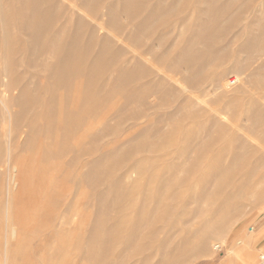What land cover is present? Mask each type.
<instances>
[{"label": "rangeland", "instance_id": "rangeland-1", "mask_svg": "<svg viewBox=\"0 0 264 264\" xmlns=\"http://www.w3.org/2000/svg\"><path fill=\"white\" fill-rule=\"evenodd\" d=\"M7 1L10 0H0V4ZM53 1L60 8L59 17L50 25L55 32L64 20H70L72 28L77 25H80L81 29L95 26L96 45L99 47L104 37L110 38L119 59L117 58L116 68L113 66L112 70L111 67L108 68V72L103 75L104 88L100 89L96 85L99 79L96 69L95 72H91L87 67L65 76V79L71 82L70 86L66 87L47 74L46 67L53 58L44 56L43 52L47 48H43L39 40L33 39L29 40L30 42L24 40L25 44L27 43L24 45L21 32L11 26L4 28L0 26V36L12 34V37L13 35L18 37L13 50L10 49L4 55L0 54V65L8 63L7 65L11 67L12 62L15 64L19 62L16 66L20 73L15 70L17 69L15 65L13 70L23 80L19 82L23 84L18 83L13 90L6 92V104L5 101L4 104L0 102V264H164L168 257L173 255L174 249L183 246L182 238L178 236L182 229L189 233L193 232L188 235V240L191 241L187 240V244L190 246L196 244L197 249H194L196 247L194 246L192 251L180 252L185 258L179 264H264V260L260 259L264 254V236H259L264 231V179L257 184H250V191L248 187V194H245L247 190L244 193L247 199L243 197L240 200H244L239 203L236 201L238 208L237 210L235 208V213L227 216L225 222H218L220 225L225 223L223 230L217 228L206 235L208 239L205 247L199 248L201 245L197 242V239L204 236L205 227H199V230L193 216L194 212L200 209L198 206L204 208L207 206L205 208L207 209L210 201L209 204L208 201L179 204L181 212L184 213L181 215L179 211V219L178 212L170 214L167 212L170 211L167 205H163L165 208L161 206L160 211L169 215H166L167 220L163 217V222L160 221L157 228L160 229L159 232L156 229L152 230L156 233L153 232L151 235L146 233L151 231L149 228H142L143 234L133 235L130 234V230L118 226L119 223L139 221L137 213L133 215L130 211L133 210L130 204L133 194L131 187L149 185L154 189L159 188L163 181L160 180L170 170L164 166L171 161L181 163L188 160L186 165H189L197 156L198 160L203 159L198 153L194 156L195 151H191L190 156L184 158L169 148H175L183 139L184 141L189 139L191 142L208 134L221 135L224 132L225 145L223 143L219 146L220 148L228 146L227 149L222 148L219 151L220 148H216L218 151L215 150L213 153L219 155L218 158L213 153H209L208 157V152L201 154L206 156L204 162L209 163L210 159L214 162L218 160L220 163L223 162L221 164L226 168L230 170L234 168L230 173L233 179H239V175L246 173L250 174L247 177L251 178L254 176L252 174H255L252 172L255 166L254 168H257L255 171L264 178V140H259L249 129V124L243 120L241 122V117L234 121L236 119L234 115L245 111L251 104L264 110V85L258 86L252 84V80H248L247 62L241 60L236 62L237 64L229 62L220 68L216 67L213 70V81L201 87L187 86L184 82L175 81L179 75L173 76L161 70L154 60V55L159 52L161 46L158 48L151 45L157 40L156 34L158 36L162 30L163 32L168 30L172 36L169 33L170 40L165 45L169 46L174 32L176 34L181 29L179 25L172 27L174 21L171 20L174 18L168 11L164 12L165 16L163 13L157 16L161 21H168L166 25L161 21L155 22V18L149 16L152 7L159 4L158 8L167 9L171 0H146L144 3L143 13L140 15L151 19L145 17L146 21H151L153 32L149 31L143 35L148 38L151 36L147 38L148 40L140 39L143 41V47L139 46L142 41L141 43L138 41L137 45L134 39L132 41L127 39L132 36L127 31L130 32L137 26L143 16H140L141 19L137 17V22L135 19L129 20L130 18L125 17L130 23L122 17L123 25L127 22L124 25L127 29L123 28L121 31L109 25L105 7L107 3L113 1L117 3L116 0H104V4L101 1L97 19H93L90 10L83 6L80 0ZM184 1L187 3L188 15L193 8L190 4H193V1L199 2ZM220 1L222 0H219L218 4ZM253 5L257 9H262L264 2L256 1ZM41 6L45 8L46 4L41 3ZM192 10L194 12V8ZM248 12L250 14L247 13L246 20L247 17L250 19L253 16L251 9ZM8 14L12 15V12ZM200 16L201 19L206 18L205 14ZM196 17L200 19L198 14ZM194 18L192 22L196 21ZM94 20L100 23L101 28ZM58 41L65 46L69 43V37L59 36ZM237 44L231 47L232 50H237ZM8 45V42L0 41L3 53ZM150 45L153 51L150 49L149 53ZM77 46H74L70 53H74ZM18 47L20 49L17 50ZM148 54L152 59L148 58ZM97 55L90 53L84 57L89 63L95 60ZM259 60L253 65H257ZM128 66L144 71L147 78L144 75V78L132 81L134 83L132 85L118 86L116 79ZM230 78H235L233 84L230 83ZM161 79L166 82H162V85L165 84L161 88L162 91L152 88L149 82L158 83L162 81ZM157 83H154L156 87ZM23 87L26 89L22 90ZM168 87L174 91H168ZM163 89L169 94L173 93L167 97L169 100L167 98L161 100ZM9 112L18 114V120L15 121V114L9 118L7 114ZM170 113L171 117H167L166 115ZM4 116L9 123L3 120ZM12 121L13 124L10 125ZM234 123L237 126H234L236 125ZM262 123L258 126L260 132L264 131V122ZM225 127L228 130L221 131L226 129ZM11 134L14 136L10 138ZM231 135L236 137L231 139ZM161 146H165L168 151L157 149ZM11 147H14V150ZM221 151L225 152L220 153ZM244 157L249 159V164L245 168L242 167V161H239L245 159ZM189 159L193 161L189 162ZM151 160L154 161L152 165L155 160L157 161L153 166L156 168L149 175L142 176L137 170H132L134 164L142 168H147L146 165L149 167ZM212 160L210 164L207 163L209 166H205L207 170L203 171V177L200 175V178L207 177L209 180L208 177L216 175V169L214 172L210 166ZM249 167L250 173L247 172ZM234 170L235 178L232 176ZM241 178L243 177H240V180ZM200 184V181L198 184H192L190 191L197 193L202 191ZM227 189L232 191L231 187L226 188V191ZM138 202L144 205L143 200ZM215 203L212 206L213 213L204 209L197 217L206 220L209 215L211 220L218 219L219 213ZM125 205L126 209L128 206V212L124 209ZM119 207L123 209L121 212L118 211ZM137 207L140 211L141 208ZM137 207H134L136 211ZM185 210L189 211V214ZM189 216L191 217L185 220ZM182 219L185 220L184 223ZM112 224L116 227L110 230ZM170 225L175 229L169 228ZM101 241L103 245L100 244ZM251 258L253 260L249 262Z\"/></svg>", "mask_w": 264, "mask_h": 264}, {"label": "bare ground", "instance_id": "bare-ground-1", "mask_svg": "<svg viewBox=\"0 0 264 264\" xmlns=\"http://www.w3.org/2000/svg\"><path fill=\"white\" fill-rule=\"evenodd\" d=\"M80 1H81V4L83 6L87 7L90 10L91 15L94 17L93 19H95V18L97 19L99 17V14H98L99 13L98 12L99 7L101 6V1L103 2L104 0H96L95 2L89 1V0H80ZM116 1H117V3L115 1H113V3L112 2H110V4L107 3V5L105 3L106 7L102 6V7L106 8V15L108 17V23L114 29L121 31V29H123L125 27L124 25L127 22L130 23V21H128L126 19L130 18L129 20L135 19V21H136V20H138V18L141 19L140 16H143L140 14L143 13L142 10L144 7V3H146V0H116ZM198 1L199 2L193 1V4H190V5H193L194 12H195L194 15L197 16V14H198L200 19L192 14V13H194L192 10L193 8L191 9L192 11L189 9L191 12L190 14H192L193 17H191L190 14L188 15L186 13V12H188V11H186L187 10V8H186L187 3H185L184 0H171L170 4L167 6V9L166 8H158L159 4L157 6L155 3V5L157 7H152L150 9V14L145 11L146 13L149 14V16L151 18L152 17L155 18L154 21L157 23H160V21H161V18H159L157 16L162 15V13L164 15V12L168 11V12H170L169 14H172V18H174V20H171V21H174L173 22L174 24H172V27H173V25L181 26L180 27L181 29L179 31H177L176 34L174 32V37H171L172 41L171 42L169 41V46H166L168 44V43L166 44V42L168 40H170V38H169L170 32L168 30H165L163 32V30L161 29L162 30L161 34L158 33L159 34L158 36L156 34V39H157L156 42L157 43L153 42V44L154 43H156V44L154 46H153V44H151V45H152V47L158 46V48L161 46V48L159 49V52L157 49L158 53H156L154 55L155 56L154 57L155 63L157 62L159 64V66L162 68L161 70L163 72L166 71L165 73L168 72V74H172L173 76L179 75V77H177V79L174 78L175 81L184 82L187 86H191V87L192 86L193 87H201V86L205 85L207 82L213 81L212 79L214 76L213 75L214 68H216V67L220 68L229 62H233V64H235L236 62L238 63L241 60H244L245 62H247L246 63L247 68H249V72L247 74L248 80H252L251 81V83L253 82L252 84L255 83L257 85L258 84L264 85V57H263L264 56V6L262 9H257L253 5V3L255 4L256 1L264 2V0H240V1L222 0V1H220L221 2L220 4H218L219 0H205V1L201 0V2H200V0H198ZM191 2H192V0H191ZM41 3H45L46 7L43 8L41 6ZM103 4H104V2H103ZM250 9L252 11L253 16H252V18H250L251 20L248 17L246 20V15H247V13L250 14V12H248ZM8 12H12V15H9ZM200 14H205L206 18L203 17V19H201V17L203 15L200 16ZM59 15H60V8L53 0H10V1L3 2L2 4H0V26H2V28L11 26V28H13L14 30H18L19 32L22 33V35L24 36V37L22 36L23 42H24V40L29 41V40L37 39L41 42V45L43 46V48H47L43 52L44 56H47V57L49 56L50 58L52 57L54 60V61L52 60L53 62L51 61L52 64L49 63L46 67L47 74L50 77L55 78V80L57 82H59V84L65 85L67 87V86H70L69 83H71V82H70V80H66L65 76H67L71 72L79 70L80 68L87 67L88 70H90L91 72H95L94 70L96 69L97 74L99 76V79L96 81V85L100 89L104 88L105 83L103 80V78H104L103 75L105 74V72L107 71L108 68L111 67L110 68L111 70H112V66L114 68H116L115 64L117 66L116 62H117V58L119 57L118 53L115 51V49L112 46L113 43L111 42L110 38L104 37L101 45L98 47L96 45V41H95V38L97 35L95 32V28H96L95 26H92V27L86 28V29H81L80 25H77V26L72 28V22L70 20H68V21L64 20V22H62L60 27L55 32L52 29V27H50V25L53 24V22L56 20V18L59 17ZM187 15H188V17H187ZM92 16H91V18H92ZM122 17L124 19L126 17L125 20L127 22L124 25H123L124 22L122 21ZM145 17L144 16L142 17V19L138 22L137 26L133 25L134 28L131 29L130 32L127 31L128 33H130V35H132L130 38L127 37V39H131V41H132V39H134L133 41L136 42V44L138 43V41L139 42L142 41V40H140L141 38L143 40L148 38L147 36H145L146 37L145 38L143 35L148 34L149 31H150L149 33H151V31L153 32V30H152L153 25L151 24V21H146L148 16L146 17V19H145ZM194 17L196 18L197 22L196 21L192 22V19ZM148 19L151 20L150 18H148ZM166 19H167V17H166ZM96 22L97 21H95V23ZM161 22L164 25H166L168 23V21H166V20L165 21L162 20ZM96 24L99 28H101V26H99L100 25L99 22ZM135 24H137V23H135ZM124 29H127V28H124ZM134 29H136V30H134ZM132 30H134V31H132ZM170 31H172V30L170 29ZM132 32H135V33L132 34ZM154 32H155V30H154ZM159 32H160V30H159ZM170 35H171V33H170ZM10 36H8L6 34L5 35L2 34V36H0V41L8 42V44H9L8 45L9 47L4 50V53H3V48L0 47V54L4 55L5 52L10 51V49L13 50V48H14L13 46L15 44L14 42H16V39H18V37L16 38L15 35H13V37H12V34ZM59 36H68L69 37V43L65 46H62L58 41ZM154 39H155V37L153 38V40ZM153 40H151V42ZM23 42H21V43H23ZM25 42H24V45L27 44V43L25 44ZM236 43H238V44H237V50L235 51V50H232L231 47L234 46ZM142 44H143V41L139 46H142ZM76 45H78L76 51L74 53H70L72 51L73 47ZM151 45H150L149 49L147 47L148 51L150 49H152ZM18 49H20V48L18 47L17 50ZM29 50H30V48H29ZM155 50H154V52H155ZM21 51H23V50H21ZM151 51H153V49ZM151 51H149V53ZM11 52H9V53H11ZM174 52H175V54L173 55ZM17 53H19V52L17 51ZM90 53H94V54L97 53L98 57L95 60H92L91 62L88 63L84 56L89 55ZM144 53H146V52H144ZM150 55H152V53ZM150 55L148 56V58L150 57L152 59V57ZM5 59H7V57ZM257 60H259L260 62L258 61V64L254 66L253 64ZM148 61H150V60H148ZM11 62H12V60L9 62V64H11ZM4 63H6V61ZM7 64L0 65V102L2 104H4V101H5V104L7 102L5 100L6 95H7L6 92L8 93V91L13 90V88L16 85H18L20 80H22L21 77L18 75L20 72H18V66H16L17 64L12 62L11 67ZM158 64H154V65L158 66ZM14 65L17 67V69L15 67H13ZM156 67H155V69H156ZM14 68L18 74L16 72H14L15 71V70H13ZM153 69L154 68L152 67V70ZM149 72H150V70H149ZM144 73H145L144 71L141 72L140 70H137L136 67L134 68V66H131V67L128 66L127 68H125V70L121 71L118 78L116 79V84H118V86H123V85L129 86L130 84L132 85V84H134V83H132V81L136 82L137 79L140 80L141 77L142 78L146 77V73L145 74ZM4 78H5V80H4ZM163 79H164V77H163ZM168 79H169V77H168ZM232 79H233L232 80V84H233L235 82V78H232ZM148 80L150 81V78H148ZM148 80H147V85L145 84L147 86V88H148ZM164 81L163 80L161 82L158 81V83L152 81L149 83L152 86V88H154L156 90L159 89V91L160 90L162 91V89H161V88H163L162 86H165V84L162 85V82L166 83ZM166 81H167V79H166ZM159 82L161 83L160 86H159ZM154 83H157V87H159V88H157L154 85ZM21 84H23V83H19V85H21ZM153 85H154V87H153ZM257 85H255V86H257ZM25 89L26 88L23 87L22 90H25ZM167 90L168 91H170V90L174 91L173 89H170L169 87L167 88ZM167 90L166 91L164 90L163 93L159 92V93H162V96L160 95L161 100H166L165 98H167L171 94V92L169 94V92ZM172 94H171V96H172ZM162 97L164 99H162ZM21 98H23V97H21ZM167 100H169V99L167 98ZM6 106L7 105H5V107ZM247 107H248V105H247ZM254 107L255 106L253 104H251V107L247 108L245 111H242L241 113L234 115L236 117V119H234V121L237 120V117H238V119H239V117H241V122H242V120L247 122L249 124V129L251 130V132L254 133L255 135H257L259 140H262V139L264 140V131L262 130L260 132V130L258 129L259 124L264 122V110L262 108H256V107L254 108ZM7 114H9L8 117L10 118L15 113L10 114V112H9ZM171 115H172V113L167 114L166 116L171 117ZM17 116H18V114H15V116H14L16 118L15 121H17L19 118V117L17 118ZM3 120L6 121L5 116H4ZM8 121H11V120H8ZM7 123H9V122H7ZM12 124H13V121H12V123L10 122V125H12ZM14 124L16 125L17 122H14ZM234 124H236V123H234ZM234 126H237V124ZM225 130H228V128L223 129L221 131H225ZM9 132H11V129H9ZM157 132H159V130ZM14 134H11V136L9 135L10 138L13 137ZM223 134H225V133L222 132L221 135L208 134L204 137H199V138H196L195 140L193 139L194 141L191 139L192 140L191 142L189 139H187L188 141H186V139L184 141V139H183V142H180V143L178 142L179 144H177L176 147L174 146L175 148L169 147L170 149H174V151H176V154L178 156H183L184 158H186V157L190 156L189 153L191 151H193V152L195 151L194 156L196 153H198V154H200V157L203 156V159L200 158L198 160L197 158L199 156L196 157L195 161H193L195 158H193V160L189 159V162H190V160L193 161V162L189 163V165H186L188 163L187 162L188 160L186 162L181 161V163L178 161H177V163L171 161L170 162V163H172L171 165L169 163L167 166H164L170 170H168L165 177L160 180V181H162V180L163 181L161 182L159 188L155 187V189H154L149 185H145V186L143 185L140 188H136V187L132 188L131 187V192L133 194H132V199H131L130 204H131V206H133V210L130 209V211L133 212V215L137 213V218L139 221L136 223H134V222L119 223L118 226L125 227L127 230H130V234L133 233V235H135L136 233L143 234L144 230H142V228L143 229L149 228L148 230H151V231L156 229V231L159 232L160 229L157 230V228L160 225V221L163 222L162 220H164V218H166L169 215V214H166L165 212L162 213L160 211L161 206L167 205L168 210L170 209V211H167V212H169L170 214L178 212V214H177V217H178L180 214L179 211L181 212V206L179 204L183 205L182 203H186V202H190V201H194V202H205L206 201V203L208 201V204H209V201H210V204L208 205L207 209H205L207 206L205 208L203 206H198V207H200V209H198V211L196 210L197 212H194V216H193L196 218L195 222L197 223L198 228L199 227H205L204 228L205 229L204 236H201V238H199V239L196 238L197 242H199L201 245L199 248L205 247L206 246L205 244L207 243L206 241L208 239L207 234H209V232H211L212 230H215L217 228L222 229V227H223V225H225V223L220 225V223H218V222H220V221L225 222V220L227 219V216L232 215L231 213H233V212L235 213L234 210L236 208V204H235L236 201L239 203L240 201L244 200V199L240 200L243 197H245V199H247V197L244 195V193L247 190V188L250 186V184H257L261 180L264 179L263 177H261L259 175L258 171H255L257 168L255 169L254 168L255 166L253 167L252 164H250V166L252 165V167H253L252 172H254L255 174H252V175H254V176H252V177L250 176L251 178H249L247 176L250 174L246 173V174H242V176L239 175L238 176L239 179H233L230 176V173H232L231 171H233L234 168L232 170H230V169L226 168V166H224V164H221L223 162L220 163L218 160L214 162L212 159H210V157H209L210 162L212 160V163L210 166H212L214 169V172L217 171V173L215 176L213 175L211 178L208 177L209 180L207 179V177H206V179L200 178V175L202 176L203 171L207 170V167L205 169V166L208 163V161L206 163L204 162V161H206V160H204V157H206V156L201 155V154H203V153L207 154V152H208V154H207V157H208L209 153H213V151L215 152V150H216V152L218 151L217 149L220 148V146H219L220 144L224 143V145H225L226 137ZM164 136H166V134ZM231 136H232L231 139L232 138L234 139L236 137L235 135H231ZM227 139H229V138H227ZM227 147L228 146H224V147L221 146L219 151L222 148H224L226 150ZM13 148L14 147H11V149H13ZM157 149H160V151H163V152L168 151V149H166L165 146H161ZM157 151L158 150H156V152ZM154 152H155V150H154ZM222 152L223 151H221L220 153H222ZM152 153H153V151H152ZM9 155H10V153H9ZM213 155L216 156V153H213ZM218 156H216V158H218ZM247 156L250 157L249 154ZM216 158H215V160H216ZM174 159H176V158H174ZM153 160H151V164H149L150 165L149 167H148V165H146L147 168H144V167L142 168V167H139V165L134 164V166L132 167V170H134V171L137 170L138 174H140L142 176H147L150 174V172L154 168H156V166L155 167H153V166L155 165L157 160H155L154 165H152L153 164L152 162H154ZM160 161H161V159H160ZM239 161L240 162L242 161L243 164L242 163L241 164H242V167L244 166V168H245V166H247L249 164V159H247V158H245L243 160H239ZM163 162H165V161H163ZM210 162L208 164H210ZM157 164L161 165L159 163H157ZM162 165H163V163H162ZM228 165H227V167H228ZM207 166H209V165H207ZM212 167L210 169H212ZM229 168H231V167L229 166ZM250 168L251 167L247 168L248 169L247 172H249V173L251 172L249 170ZM215 169H216V171H215ZM235 170H234L232 176L234 174L236 176ZM240 177H243V178H241V180H240ZM199 181L201 183L200 186H202L201 188H203L202 191H200L199 193L190 191L191 186H193L192 184H198ZM230 187H231L232 191H228V189H227V191H228L227 192L226 188H230ZM234 189H235V191H234ZM248 189L250 191L251 188L249 187ZM249 191L247 190L245 194H248L247 192H249ZM138 200L139 201L143 200L144 205H141L138 202ZM214 203L217 204L216 205L217 211L219 213L218 214L219 216H217L219 218L216 219L217 221L215 219L214 220L209 219V215H207V214L206 215L208 216V218H206V220L209 219L207 221L205 220V218L203 220V218L197 217V216H199V213H201L204 209L207 211H210L209 213H213L214 210L212 211V209H213L212 206ZM128 204L129 203H127L126 205H128ZM198 204L199 203H197V205ZM126 205L124 206L125 207L124 209L126 210V212H128L127 209H128L129 205L127 206V209H126ZM137 206H139L141 208L140 211L138 210ZM165 206H163V207L165 208ZM134 207H137V211H136V208H134ZM198 207H196V208H198ZM188 208H190V207H188ZM237 208H236V210H237ZM120 210H123L122 207L118 208L119 212H121ZM187 210H185V211H187ZM190 210H192V209H190ZM215 211H216V209H215ZM138 212H140V213H138ZM188 212L189 211H187V213ZM182 214H184V213L181 212V215ZM190 217L191 216H189L188 218L185 217V218H187L185 220H188ZM211 217H213V216H211ZM179 218L180 217H178V219ZM195 218H193V220ZM168 219H170V218H168ZM174 219H172L173 224H174V221H173ZM166 220H167V218H166ZM182 220H184V219H182ZM185 220L183 221V223L185 222ZM176 222H177V220H176ZM186 222H188V221H186ZM183 223H181V224H183ZM113 225H114V227H113ZM171 225L169 228L172 227ZM176 226H177V224H176ZM115 227H116L115 224L110 225V230L114 229ZM161 227H162V225H161ZM163 228L165 229V233H166L165 225ZM163 228H161V229H163ZM191 228H193V227L191 226ZM172 229H175V227L174 228L172 227ZM223 229H224V227H223ZM169 230H168V232L171 233V231H169ZM182 230H180L181 232L179 231L180 235L178 232V236H180L182 238L183 246L182 247L178 246L176 249H174L172 251L173 255H171L170 258L168 257V259L164 262V264H179V263H181L183 258H185L184 257L185 255L183 256V254L180 252L185 253V252L192 251L194 246H196V244L194 246H190L189 244H187V240L189 238L188 235L190 233L193 234V232L189 233V232L184 231V230L182 232ZM199 230H200V228H199ZM151 231L146 232V233H149L151 235V233L154 232V231H152V232ZM190 231H191V229H190ZM154 233H156V232H154ZM210 235H213V233H210ZM192 237H194V236H192ZM188 241H191V239ZM244 241L246 242V239ZM102 243H103V241L100 242L101 245H103ZM194 249H197V246ZM251 255L253 256V254H251ZM260 259L264 260V254L260 256ZM247 260H248V258H247ZM249 260H250L249 262H252L251 260H253V259L251 258Z\"/></svg>", "mask_w": 264, "mask_h": 264}, {"label": "crops", "instance_id": "crops-1", "mask_svg": "<svg viewBox=\"0 0 264 264\" xmlns=\"http://www.w3.org/2000/svg\"><path fill=\"white\" fill-rule=\"evenodd\" d=\"M260 237L264 236V231L259 234Z\"/></svg>", "mask_w": 264, "mask_h": 264}, {"label": "built area", "instance_id": "built-area-1", "mask_svg": "<svg viewBox=\"0 0 264 264\" xmlns=\"http://www.w3.org/2000/svg\"><path fill=\"white\" fill-rule=\"evenodd\" d=\"M232 80H233V79H232V78H230V80H229V81H230V83H232Z\"/></svg>", "mask_w": 264, "mask_h": 264}]
</instances>
